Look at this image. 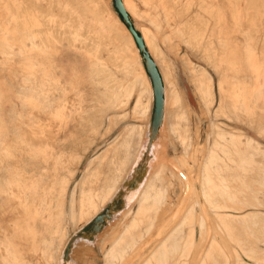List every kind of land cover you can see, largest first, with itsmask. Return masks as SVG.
<instances>
[{"label":"bare ground","instance_id":"6f19581e","mask_svg":"<svg viewBox=\"0 0 264 264\" xmlns=\"http://www.w3.org/2000/svg\"><path fill=\"white\" fill-rule=\"evenodd\" d=\"M58 1H59L58 4L62 5V8L64 6V8L66 7V8H68V10H71L73 12V14L75 13L76 16H78V17L82 16L81 13L79 12L81 9L80 10L78 9L79 11H77V9H76L77 6L75 7L72 4H69L66 0H65L66 2L64 3L65 5L62 4L63 2L60 3V0H58ZM4 2H2V3L4 4ZM86 2H88V1H86ZM122 2H123L125 9L128 11L130 10L133 13V7L132 6H131L132 8L130 7V4L128 3L129 1L127 2V1L123 0ZM155 2L156 1H154V5L156 4ZM157 2H159V0H157ZM89 3H90V0H89ZM73 4H75V3H73ZM81 4H83L82 1H81ZM102 5H104V4H102ZM106 5H107V2L104 6V9L102 8L103 11L104 12L106 11L109 14L112 13L113 11L111 12L110 8H108L109 5L108 6H106ZM246 6H248V5H246ZM84 7H85V5H84ZM7 8H8V5L6 6V10H10V7L8 9ZM158 8H159V5H158ZM244 8H246V7H244ZM248 8H250V7H248ZM25 9L26 8L23 6V4H20L19 10H20V18L22 17V20L20 21V25H19L20 26V32L19 33H21V35L18 39L20 41H23V44L25 43L24 45H26V46L21 47L19 45L18 47H16V49H17L16 53L18 54V55H16L17 57L15 60V63H17L16 72L18 73L19 77L22 76L21 79H19V81H18V83L20 85V87L18 88V91H17V96H18L19 102L22 104L23 108L25 109V113L29 114V117H31L30 111L34 112V113L45 111L44 108L42 109V111H39V110L33 109L31 107V106L36 105V103H35L36 95H34L32 93V90L35 89L42 95L43 105L52 108L54 103L58 104V109L55 108L54 113L56 115H58L60 113L59 110L63 108V110L65 109V111H64L65 117L69 118L70 112L73 109V104H75V103H72L70 98L67 95H65V92L68 89L71 90V88H72V87L68 88L69 86L72 85L71 82H68L67 84L65 83L64 86L62 84V77L64 76V68L62 67L63 56L69 51V49L72 50V47L75 48L78 46H86V45L91 44V46L95 50L99 51L100 46L99 45H98L99 47L96 46L97 45L96 42L86 43L87 41H84V39L88 37L87 36L88 33H86L87 34L86 36L84 34H82V32H81L82 30H80L81 27L79 28V26H77V27L76 26H70L68 28L62 29V27L59 26V24H56L57 25V26H55L56 29L53 30V32H55V33L54 34L52 33V35L51 34L49 35L47 31H42L41 29L39 31L34 30L33 26L36 25L35 17L32 16V13H29V17H28L29 20L25 19V16L23 14L25 11L28 10V8L26 10ZM85 9H87V8H85ZM93 9H89L88 11L93 12L92 11ZM134 9H135V11H137L136 8H134ZM1 10L2 9H0V11ZM161 10H162L161 12H163L164 16H167V15H165L166 12L163 9H161ZM97 12H98V10H97ZM106 12H105V15H106ZM137 12L136 13L134 12L135 15L140 14ZM98 13H100V12H98ZM14 14H15V12H14ZM89 14H88V16H89ZM103 14L101 13L100 17L98 14V17L100 19L98 18V22L95 21V22H97L96 24H98V25L100 24V28H99L100 30L99 31L96 30L97 34H99V36H101V37L105 36V34L106 35L109 34L108 37L111 36L113 42L110 43V45L113 44L114 49L118 48V50L120 52L124 53V58H122V59L123 60L126 59V64L124 65L123 68H120V69L127 70V72H129V74H131L132 76H130V78L115 76L113 69L108 67L109 64L108 65L106 64V62L104 61L105 59H103L100 52H99V56H96V58H98L99 61L89 60L90 64H88V65L90 66L89 67L90 73H93V71H95L97 73V76H98L95 81L96 82L97 81L98 82L104 81V82H107V84H108L104 89L100 90L101 92H99L100 97L98 98V100H99V102L101 101L104 105H106L107 109H105L103 111L101 119L98 122H94V124L91 125L92 128H94L93 129L94 135L98 133L99 128L103 124V120H105V122L108 123V124L106 123L107 125H109L111 123V121H114L113 120L114 116H117L121 121H124L126 116L129 115V114L127 115V113L130 111L127 112L126 110H127V106L129 105L130 101L134 97L133 96L134 92H136V96H135V100H134L135 102L133 104V108L131 110L133 118L134 117L137 119H141L142 117L147 118L149 111H150L151 100L153 99V88L151 87L152 83H151V85L149 84L150 82L148 81V79L145 75L146 72L144 73V71H143V68L141 65V59H140L139 54L137 53V45L134 41V38H133L131 32L128 30V28H126L127 26L125 24L124 25L126 27L122 24V22H123L122 20H121L122 22H120V20L116 17V15L113 16V13L111 16L112 18L110 17L111 19H109V17H108L111 14L107 15V17H108L107 19H106V16H105V19H103L104 17L101 19ZM92 16H94V14ZM139 16H142V15H139ZM95 17L96 16H94L93 18H95ZM73 18H75V16H73ZM86 18L84 20H86ZM93 18L90 16L88 18V20L89 21L93 20ZM144 18H146V17H144ZM84 20L82 19L81 21H84ZM150 20H151V18H150ZM152 20H151V22L153 23ZM155 20L156 19H154V22H155ZM70 21H72V20H70ZM149 22L150 21H148V23ZM79 23H81V22H79ZM90 23H91V21H90ZM156 24L158 25V21ZM72 25H74V24H72ZM91 25H92V23H91ZM134 27H135V25H134ZM157 27H159V26H157ZM135 29L139 33L141 32L136 27H135ZM91 30L95 31V29H91ZM36 31L39 34H36ZM94 34H96V33H94ZM142 34H141V36H143L142 38H144L143 41H144L146 49L147 48L149 49V50L148 49L147 50H148V52L151 53V54L150 53L149 54H150V56L152 55L151 57H153L152 59H154V62H156L155 64H158L160 66L159 67L160 69H158V70L159 71L161 70V72H159V73H161L162 77H163V78L161 77V79L163 80L162 83L166 82V85L168 87L170 85L169 88L167 87L168 88L167 90L169 91L171 88L175 93L174 94L175 105L170 106V104L172 103L170 101L173 99V94L170 95L171 93L169 94L168 91L166 93V90L164 91V85H163V94H164V92L166 94H169L168 96H171L170 97L171 100H169V102H168L169 104H166V100L164 99L163 119H162L161 125L163 124V122L165 123V121H164L165 115L168 114L169 120L168 121L166 120L168 122V124H167L168 129H169L168 132H170V134L173 136V137H171L173 139V142L175 143L176 142L175 140H177L178 143L180 144V146L179 145L178 146L182 148L181 149L182 151L180 152V156L178 155L177 159L180 158L183 160L184 165H185V168H184L185 172L183 170H178V171L172 170L171 167H169V164H167L166 162H161V161H166L164 159L167 156H165V158L162 157V160L160 157L158 158L161 160L160 161L161 163H159L158 161L156 162V160H158L157 159V157H158L157 153H159V151L158 152L154 151V149L157 148V147L154 148V146H153V142H154L155 138L150 142V144H148L147 152H148V155H150V156H148V158H147V161L145 164V170L142 174V175H144L145 173H148V176L144 179L145 181L142 183V185H140L139 194H137L138 197L135 201L136 207H135L134 212H133L134 216H132L131 221H129V219H128V222L125 223L123 229L122 230L120 229L118 236L116 238L114 237V240L111 242L110 245L108 244L110 247H108L109 249L107 248V250L104 251V258L106 260H104L103 264H119L120 262L123 261V259L126 258V256H130L131 252L135 250V248L138 246L139 243H141L140 241L142 239H144L149 232H151V228L153 227L154 223L156 222L154 220L158 216L162 217V219L164 220L163 222H161V225H163V226H166L167 224L169 225V223H167V221H166L168 219L167 213L171 210V207L173 206V202L171 205V204H167L166 201H167L168 196H169V190L171 187H173L171 185L173 182V181L171 182L172 178H174L175 181L182 183L181 184L182 188L180 187V189L182 190V195H185V199L188 196H190L192 193H194V186H192V183H191L192 177L189 176L191 174L190 173L191 172V165L189 163L190 162L189 160L193 159V151H192L193 149L192 150L190 149V145L188 143H186L188 139L187 140L185 139L187 131L190 128L187 130L186 125L181 126V124H180L181 122H186V124H187L188 120H187L186 112L181 108V102H180L181 98L179 99L177 91L173 89V87L175 85H174V82L172 79V76H173L172 73L173 72L171 73V65L172 64L170 65L171 61H169V59L163 55L164 52L162 53L160 51V49L157 47V45L155 44L156 39H155L154 35L152 33H149L148 31H146V32L143 31ZM17 35H18V33H17ZM90 36H91V34H90ZM82 38H84V39H82ZM82 40H83V42H82ZM103 40H105V38ZM114 40H115V42H114ZM56 41L62 42L61 46L58 45L60 47V49H59L60 51L58 52V54L57 55L51 54L52 56L46 55L48 53L47 50L49 48V45L52 44L51 42L55 43ZM108 42H110V41H108ZM110 45H108V46H110ZM246 47H249V45H247ZM50 48H52V47L50 46ZM106 48H107V51L109 50V52H117L114 49L111 50L108 47H106ZM250 48H252V47H250ZM53 49H57V48H53ZM83 49H84V47H83ZM247 50H248V48H247ZM6 51H7V49H6ZM7 52H9V51H7ZM11 52L14 54V52L12 50H11ZM24 52H30L31 55H28L27 57H25V56L20 57V54H22ZM52 52L53 51H51V53ZM109 52H107V53H109ZM63 53H65V54H63ZM248 53H250V52H248ZM119 54L121 55V53H119ZM120 55H118L119 58H120ZM122 55H121V57H123ZM247 59H248L247 63L249 65L255 64L251 61V53L248 55ZM124 63H125V60H124ZM189 64L190 63L184 62V65L188 68V71L190 72V74L194 80V83L196 86L195 89L197 90V93L200 96V100H201V102H203L205 104L207 110L205 108L204 109L211 115L210 116L211 119H213L212 117L216 118L218 116H221L222 115L221 109H222V107H225V109L227 111L226 114H228L227 116H229L232 120H235V121L242 120L248 128L252 129L255 127L257 129V131H259L260 134L261 133L264 134V125L262 123L261 116L259 115L258 110H257V108L262 106V102L264 103V80L263 79H261L259 76L255 77L257 79L256 85L254 86V88H252V89L250 88L251 90L249 88L247 90L248 92L250 90V95H248L247 91L242 89L246 93L245 96L248 95L246 98H248L247 100H249V102H245L241 99V97H242L241 95H243L244 93L241 94L240 92L239 93L241 95L240 94L239 95L241 97H238L237 95H235L238 98V101L235 100L234 103H231V102H224L223 103L221 101V96H220L219 101H217V105L214 107V110L211 111L210 109L215 102L214 101L215 97L213 96L214 92L212 93L211 75L207 71H205L204 68L203 69H201V68L193 69V67H191V65H193V63L190 65ZM94 66H95V69H94ZM189 66H190V68H189ZM26 68L28 69L27 73L25 72ZM253 69L252 70L255 71L256 74H258V75L260 74L259 68L253 67ZM21 70H23L22 73H26L29 75H24V74L20 75ZM121 71H124V70H121ZM24 76H27V77L24 78ZM74 78H75V75H73V79ZM249 78H250V76H249ZM231 79H233V78H231ZM25 80L31 82L32 86L31 87H30V85L26 86L24 83ZM218 80H219L217 83L218 87H223V85L226 82L225 83L222 82L221 79H218ZM231 82H233V80ZM234 84L235 83H233V85ZM238 84L239 83L235 84L237 90H238ZM247 85H249V84H247ZM247 87H249V86H246V88ZM236 88H235V90H236ZM230 91L232 93V90H230ZM0 97L2 98L1 95H0ZM101 97L103 100H100ZM168 98L169 97H167V99ZM174 102L172 104H174ZM76 104H79V103H76ZM166 105H168V107H166ZM78 106L80 107V105H78ZM96 106H98V105H96ZM182 106H183V104H182ZM173 107H174V109H172ZM167 108H171V110H169ZM99 109H97V110H99ZM122 109H124V110H122ZM12 110H13L12 111L13 116H17L18 119H20V121H22L23 118H20L21 114L19 112H17L16 109H12ZM73 110H75V109H73ZM80 110H81V108H80ZM49 111H48V114H49ZM51 111L53 112V110H51ZM165 111H166V113H165ZM207 112H205V113H207ZM92 113H93V111H92ZM96 113H98V112H96ZM46 114L47 113H45L44 116ZM61 115H63V114H61ZM89 115H90V112H89ZM207 116H208V114H207ZM34 117L36 118V115ZM38 117H39L38 119H41V121L45 120V119L43 120L42 117H40V116H38ZM71 118H73V116ZM35 121H34V124H37ZM150 123H151V120H150ZM150 123H148L149 127L147 125V127H148L147 131H146L147 137H149V135H150ZM219 123H221V122L211 121V125H212L211 127H213L212 132L214 135L210 134L211 135L210 137H213L214 140L212 139L213 143L211 144L210 147L208 146V149H206L207 151L205 150L206 151L205 161H203L201 169H200V177H199L200 186H199V190H198L199 196L195 197L192 205H191V203L189 204L190 206H188L186 208V212L182 215V217L179 219V221L174 220V222H176V221L177 222L173 226L172 225H171V227H167L168 225L166 226V231L164 230L165 234H163V236H161V239L155 244L154 248L152 247V251L148 255H146L145 258H143V256H142L143 259L141 260V262L138 261V262H140L138 264H264V210H262L264 208V200L262 197L264 195V165H263L262 160H261V158L264 159V157H263L264 156V145L258 143L255 139H253L248 134L246 135L244 132H242L243 130L241 131V129H239L237 127H230L228 125L225 126V125H222V123L221 124H219ZM141 124L142 123H140V124L127 123L108 142V144L110 145L109 148H112V154L116 155V154H118V152H120V154H119L120 157H118L120 159V165H118V167H117V170L120 172H117V173H121V171H126L127 168H125V167L128 164L127 162L132 161V163L130 162L131 167H128V168L130 169V173L132 172V175H133V171L138 166V163H139L138 161L141 160L140 158L142 156V151L145 148L144 143L142 142V133L144 130L142 125L144 123L142 125ZM42 125L43 124L41 123L40 126H42ZM161 125H160V127H161ZM43 126L44 127L46 126L45 123ZM0 127H1V125H0ZM21 127H23V126H21ZM21 127H19V130H17L16 132L13 133L15 138H16L15 140H10L11 134H9L8 132H3L0 129V204L5 205V207L7 206L6 208H8L9 202H14V203L16 202V203L20 204L19 209H20V207L22 208V209H20V211L23 214V216L22 215L20 216L18 214L20 217H23V218H19V219H23V220L22 221L15 220L17 222H15L13 224L12 230H10V229L5 230L6 228L0 227V264H36L32 258V256L35 253L32 254V256H30L29 255L30 251H29V253L27 252V250H28L27 246L30 244V242H32V244H33V245L31 244L30 247L34 251H36L41 246L43 248L42 250L44 251V253H47V252H45L47 250L48 253L50 252V254H51V253H53L52 252L53 249L55 252L61 251L63 253V254H61L62 255V261L65 264L68 261V256H69V253L71 250L70 248H71L72 244L69 247L67 254L65 256L67 245H70V243H72L74 241V239L82 237V235H79V234L73 235L72 234L73 236L69 237L65 243H64V240H65L64 239L65 235H64L63 236L64 237L63 242H62V238H61L59 245H57V244L53 245L54 244L53 239L48 240L45 236V234H47V233H45L46 229L45 228H44L45 230L44 229H37L35 224H33L35 222L33 218L36 216V213H41L42 210L40 209V211H39L38 209H33L32 213H30L31 214V217H30L28 211H31V210H28V205H30L33 201H35L36 198L40 197L41 198V207L42 208L49 207L48 203H49L50 198H48L47 193H48V190H50L49 189L50 187L51 188L57 187L58 191L60 192V196H64L66 188L71 181L70 179H72L74 177L75 172H76L74 169L69 168V164L75 160V157L78 158L79 154L78 153L75 154V151L72 149L68 150L66 148H60V146L58 144H54L53 142H49L46 140H44V141L40 140L42 138L41 136H40L41 137L40 139L36 138V137H39V136H37L38 134H41V131L37 130L38 127H36V128L33 127L31 129L32 134H33L32 136L29 133L31 130L27 131L26 129H22V131H21ZM112 127H113V125H112ZM112 127L110 126L109 128L113 130ZM144 127L146 128V125ZM106 128H105V131L107 133ZM163 129H166V128H163ZM45 132H47V131H45ZM161 132L164 133L165 131L161 130ZM22 133L27 134V137H26L27 140L25 139L26 144H28L31 147V149H34L33 150L34 152L27 150L28 146L21 141ZM49 133H48V135H49ZM25 134H24V137L26 136ZM44 135H45V133H44ZM164 136H165V134H164ZM45 137L47 138V135ZM49 137L50 136H48V138ZM159 138H161V137H159ZM158 139H156V140H158ZM93 140H94V138L92 139V142H93ZM143 140H145V139H143ZM167 140H168V138H167ZM176 147H177V144H176ZM109 148H107V151ZM102 151L104 153L105 150L102 149ZM96 153L97 152H95L94 157L89 160V164L95 158L100 157L101 154H96ZM40 154H43L44 157H50V159L52 160L51 162L54 163V168L53 167L50 168L51 170L53 168L55 171L53 179H50V176L48 175V173L46 175V173H45V171H47L46 168L43 167V165L42 166L39 165ZM159 154H161V153H159ZM259 156L260 157L262 156V157L260 158ZM174 159H176V158H174ZM258 159H260V160H258ZM46 161H47V159H46ZM96 161L97 160H95V162ZM99 163L101 164L100 160H99ZM118 163H119V161H118ZM41 164H43V163H41ZM96 165H98V163ZM46 167H47V164H46ZM124 168H125V170H124ZM114 170H115V168H114ZM122 175L118 174V175L112 176L111 178H107L108 179L107 185L103 189H101L99 192H96V193L95 192L94 193L88 192L87 195H84L82 197V202L80 203V207L78 210L74 208V197H75V192H76L77 187L81 191V184H80L81 179L80 180L75 179L73 181L74 185L72 187V191L70 190L71 193H70L69 207H68V211H67V215H68L69 220L72 222H75L79 218L83 219L81 217H84L85 222L90 223L92 221V219L97 214H99L106 206H108V203L111 201L114 194H116V192L118 191V188H120V184L123 183L122 188H124L129 183L128 181L130 180V178L132 176L129 178H125L121 181ZM123 177H124V175H123ZM142 180H143V178L140 179V181L137 183V185L135 186L134 189H136L138 187L139 183ZM95 184H97V183H95ZM93 186H94V183H93ZM178 186H179V184L177 185V187ZM40 188H42L41 191H43L41 193V195H39L40 193L38 192V190H40ZM93 188H95V186ZM127 189L128 188H126L125 191L128 193L131 192L132 190H134V189H128L127 190ZM82 191H83V189H82ZM61 193H62V195H61ZM173 194H172V196H173ZM77 200L78 199H76V201ZM12 205H13V203H12ZM201 205H203V210H201V213L199 215L200 216L199 221H198L199 226H200V230H199L200 233H198V235H200V236H199V238L197 237V244H196V242H195L196 239H194V237L190 236V234L194 233L192 230L193 229L192 228V226H193L192 216H193V213L196 210V208H200ZM15 206H17V205H15ZM78 206H79V204H78ZM3 208L4 207L2 206L1 209H3ZM14 209L16 210L17 207ZM29 209H31V208H29ZM1 211L2 210H0V212ZM10 211H11V209H10ZM115 211L116 210H110V217ZM7 212H8V210H7ZM7 212H4V213H7ZM18 212L19 211H17V213ZM56 212H57V210H56ZM56 212L54 213V216L51 215L50 212H48V214L43 213V217L48 221L51 218H52V220H53V218H57V217L61 218L62 212L60 210L57 212L58 214H56ZM12 214H14V213H12ZM142 214L145 215L144 218H143ZM137 215L142 216L141 218L145 219V221L147 218V221L146 222L144 221V223H141L140 222L141 220L138 221L137 218H140V217H137ZM170 216H171V214H170ZM124 217L125 216H123V218ZM15 219H17V218H15ZM210 219H212L214 222H211ZM58 220H60V219H58ZM107 220H109V218H105V221H107ZM10 221H11V219H10ZM159 221H161V219ZM24 222H26L27 225ZM123 222H125V221H123ZM157 223L158 222H156V224ZM170 223H171V221H170ZM211 223H212V226L214 224L213 228L210 227ZM61 224L62 223H60V225ZM156 224H155V226H156ZM57 225H59V224H57ZM163 226H161V227H163ZM207 226L209 227V232L205 231ZM57 228H59V227H57ZM61 228L62 227H60V229ZM157 228H158V230H156L155 232L158 233L161 231V229L159 228V226ZM60 229L57 230V233L61 237V232H59V231H61ZM26 231H28L31 234L30 239L29 238L26 239V233H27ZM207 233H208V238L206 240V237L204 236V234H207ZM112 235H113V233H112ZM114 235H115V233H114ZM39 236H40V238H39ZM150 238L152 239L151 241H153L154 237L152 236ZM111 239H113V238H111ZM204 241H207V244L205 245L204 248H202V251H200V254L199 255L197 254L198 256L195 255V256L191 257L190 256V250L193 249L194 247L202 245V242H204ZM138 247H140V246H138ZM50 249H52V250L50 251ZM58 249H60V250H58ZM147 249L149 250V248H147ZM198 252L199 251H197L196 253H198ZM53 254H51L50 256H52ZM58 255H59V253H58ZM135 256H136V254H135ZM59 257L57 256V258H59ZM129 264H131V262Z\"/></svg>","mask_w":264,"mask_h":264},{"label":"rangeland","instance_id":"374dc122","mask_svg":"<svg viewBox=\"0 0 264 264\" xmlns=\"http://www.w3.org/2000/svg\"><path fill=\"white\" fill-rule=\"evenodd\" d=\"M4 1L0 0V3H1L0 9L3 10V11L2 10L0 11V95L3 96L2 98L0 97V125H1L0 129L3 132H8L9 134H11L10 140H15L16 138H15L13 133L16 132L17 130H19V127L23 126V127H21V131H22V129H26L27 131H30L33 127L34 128L38 127L37 130L41 131V134H38L37 136H39V137H36V138L40 139L42 137L43 139L41 138L40 140H43V141L46 140L49 142H53L54 144H58L60 146V148H66L68 150L72 149L75 151V154L76 153L79 154V157L78 158L75 157V160L69 164V168L74 169L76 172H75L74 177L72 179H70L71 181L66 188L64 196H60V192L58 191L57 187H55V188L50 187L49 188L50 190L47 189L48 190L47 196H48V198H50L49 203H48L50 208L49 207L42 208L41 207V198L39 197L40 199L36 198L35 201H33L30 205H28V210H31V211H28L29 215L31 217L30 213H32L33 209H38L39 211H40V209L42 210L41 213H36V216L33 218L35 221L33 224H35L37 229H44V228L46 229L45 233H47V234H45V236L48 240L53 239V242H54L53 245H56V244L59 245L61 238H62V242L65 239L64 240V243H65L68 240V238L72 237L73 235H76V234L82 235V237L76 238V239H74V241L72 243H70V246H71V244H72V246L70 248L71 250H70V253L68 256V261L65 264H103L104 260H106L104 258V251L107 250L108 247H110L109 245L114 240V237L116 238L118 236L120 229L121 230L123 229L125 223L128 222V219H129V221L132 220V216H134L133 212H134V209L136 207L135 201L138 197L137 194H139L140 185H142V183L145 181L144 179L148 176V173H145L144 175L141 176V178H143V180L139 183V185L136 189L133 188L134 190H132L129 193L125 191L126 188H128L127 186L130 185L133 177H135L138 173H140L143 170L142 168L145 167L147 158H148V156H150V155H148V152H147V147L149 144V137H147L146 131H147V128L149 127L148 123H150V120H151V113L153 110V99L151 100L150 111H149L147 118L146 117H142L141 119H137L135 117L133 118L131 110H132L133 104L135 102L134 100H135L136 92H134V94H133L134 97L132 98L129 105L127 106L126 111L131 112V113L130 112L127 113V115L129 114L128 116H126L127 119L125 118L124 121H121L117 116H114L113 117L114 121H111V123L109 124L111 127L113 125V127H112L113 130L110 129L109 128L110 126L107 125L108 123L105 122V120H103V124L99 128L98 133L94 135V133H93L94 128H92L91 125L94 124V122H98L101 119L103 111L105 109H107V106L104 105L101 101L99 102V100H98V98L100 97L99 92H101L100 90L104 89L108 84H107V82H104V81H102V82H100V81L96 82L95 81L98 76H97V73L95 71H93V73H90V71H89L90 66L88 65V64H90L89 60L99 61L98 58H96V56H99V52H100L103 59H105L104 61L106 62V64L107 65L109 64L108 67L113 69L115 76L124 77V78H130V76H132L131 74H129V72H127V70L120 69V68H123L124 65L126 64V59H124L125 60V63H124V60L122 59V58H124V53L120 52L118 50V48L114 49L113 44L110 45V43L113 42L111 36L108 37L109 34H107V35L105 34V36L101 37V36H99V34H97V31L100 30L99 29L100 24L98 25L96 23L98 22V18L100 17L101 13L102 14L104 13L102 15L101 19L103 17H104L103 19H105V16H106V19L108 17H109V19H111L112 18L111 16L113 13V16L116 15V17L120 20V22H122L121 21L122 19H121L119 13L117 12V10L115 9V7L113 5V0H99V1L98 0H92V1L90 0L91 4L89 3V0H66L69 4H72L75 7L77 6L76 7L77 11H79L81 9L79 12L81 13L82 18L76 16L75 13L73 14V12L71 10H68V8H66V7L64 8V6L62 8V5L58 4V2H59L58 0H6L5 2ZM66 1L60 0V3L63 2L62 4H64ZM81 1L83 2V4H81ZM86 1H88V2H86ZM125 1H127V2L129 1L128 3L130 4V7L131 6L133 7V13L130 10L129 11L126 10V11L129 13V15H130L129 17H131L130 19L133 22V24L135 25V27L139 31H141L140 32L141 34L143 33V31H145V32L148 31L149 33H152L156 39L155 44L157 45V47L160 49V51L162 53L164 52L163 55L166 56L169 59V61H171L170 62V65L172 64L171 65V73L173 72L172 73V75H173L172 79H173V82L175 85L173 87V89L177 91L179 99L181 98V101H180L181 102V108L186 112L187 120H188L187 124H186V122H181L180 124H181V126L186 125L187 130L190 128L187 131L185 139L186 140L188 139L186 143H188L190 145L191 150L193 149L192 150L193 151V159L189 160L190 161L189 163L191 165V172H190L191 174L189 173L190 174L189 176L192 177L191 183H192V186H194V193H192L190 196L187 195L188 197L185 199V195H182V190L180 189L182 183L177 182L174 180V178H172L171 182L172 181L173 182L171 185L173 187H171L169 190V196H168L166 203L172 205V202H173V206L171 207V210L167 213L168 217L166 216L168 218L166 221H167V223H169V225L167 224L168 225L167 226L165 224L167 227H171V225L173 226L177 221H179V219L182 217V215L186 212V208L188 206H190L189 204L191 203V205H192L195 197L199 196L198 190H199V186H200V184H199L200 169H201L203 161H205V154L207 151L206 149H208V146L209 147L211 146V144L213 143V140H214L213 137H210L213 134V132H212L213 127H211L212 126L211 121L221 122L222 125H225V126L228 125L230 127H237L239 129H241V131L243 130L242 132H244L246 135L248 134L253 139H255L258 143L264 145V134L263 133L260 134L259 131H257V129L255 127L252 129L248 128L242 120H240V121L232 120L229 116H227L228 114H226L227 111H226L225 107H222V109H221L222 110L221 116L216 117L217 119L214 117H212L213 119H211V117H210L211 115L206 111L207 110L206 106L203 102H201L200 96L197 93V90L195 89L196 86H195L194 80H193L190 72L188 71V68L184 65V62H187L190 64L193 63V65H191V67H193V69H199V68L203 69L204 68V70L207 71L211 75L212 93L214 92L213 96L215 97L214 98L215 102L210 109L211 111L214 110V107L217 105V101H219L220 96H221V101L223 103L224 102L234 103L235 100L238 101V98L235 95H237L238 97L242 96L241 99L243 101L249 102V100H247L248 98H246V97L248 95H250V90L252 88H254V86L256 85L257 79L255 77L259 76L261 79L264 80V0H159V2H157V0H154V1H156L155 5H154L153 0H150V1L149 0H125ZM2 2H4V4ZM106 2H107L106 6L109 5L108 8H110L111 12L113 11L112 13H110L111 15L109 13H107L106 11H105L106 12V15H105V12L103 11ZM73 3H75V4H73ZM101 3L104 5H102ZM20 4H23V6L26 9L28 8V10L25 11L23 14L25 16V19L29 20L28 19L29 13H32V16L35 17L36 25L33 26L34 30L39 31L41 29L42 31H47L49 35L50 34L52 35V33L53 34L55 33V32H53V30L56 29V27H55V26H57L56 24H59V26H61L62 29L68 28L70 26H76V27L79 26V28L81 27L80 30H82L81 31L82 34H84L86 36L87 35L86 33H88L87 38H85V39L82 38V39H84V41H87L86 43L96 42L97 45L96 44L95 45L100 46V47L98 46L99 51L95 50L91 46V44H89L86 46H78L75 48L72 47V50L69 49V51L66 54L63 53L65 55L63 56V61H62V67L64 68V76L62 77V84L64 86L65 83L67 84L68 82H71L72 85L69 86L68 88H70V87H72V88H71V90L68 89L65 92V95H67L70 98L72 103H75V104H73V109H75V110L72 109V111L70 112L69 118L65 117V115H64L65 109L63 110V108L59 110L60 113L58 115H56L54 113V109L55 108L58 109V104L54 103L55 105L53 104L52 108L43 105L42 95L35 89L32 90V93L34 95H36V99H35L36 105L31 106V107L33 109H36L39 111H42V109L44 108L45 111H42L43 113L42 112L34 113V112L30 111L31 117H29V114L25 113V109L23 108L22 104L19 102V99L17 96V89H18V87H20L18 81H19V79H21L22 76L19 77L18 73L15 70V69H17V63H15V60L17 57L16 55H18L16 53L17 52L16 47H18L19 45L21 47L26 46V45H24L25 43L23 44V41H20L18 39L21 35V33H19L20 32V26L19 25H20V21L22 20V17L20 18V10H19ZM7 5H8V8L10 7V10H6ZM84 5H85V7H84ZM158 5H159V8H158ZM246 5H248V6H246ZM244 7H246V8H244ZM248 7H250V8H248ZM85 8H87V9H85ZM134 8H136V10L138 12L135 11ZM89 9H93L92 11L94 13L89 12L88 11ZM161 9H163L166 12L165 15H167V16H164L163 12H161L162 11ZM97 10L100 13H98ZM14 12H15V14H14ZM134 12L140 13L139 15H142V16H139L137 14L135 15ZM88 14H89V16H88ZM93 14H94V16H96L95 18L97 20L95 18H93L94 17V16H92ZM98 14H99V17H98ZM107 15H110V16L107 17ZM73 16H75V18H73ZM90 16L94 20V21L90 20L92 25H91L90 21L88 20V18ZM144 17H146V18H144ZM85 18H86V20H84ZM150 18H151V20L153 19L152 20L153 23L151 22ZM82 19L84 21H81ZM154 19H156V20L158 19L157 20L158 25L156 24L157 23L156 20H155L156 23L154 22ZM70 20H72V21H70ZM95 21H97V22H95ZM148 21H150L151 23L150 22L148 23ZM79 22H81V23H79ZM72 24H74V25H72ZM122 24L124 25L123 22H122ZM157 26H159V27H157ZM90 28L95 29V31L91 30ZM37 31H36V34H39V33H37ZM17 33H18V35H17ZM94 33H96L97 35ZM90 34H91V36H90ZM104 38H105V40H103ZM143 40H144V38H143ZM108 41H110V42H108ZM60 42L61 41H56L55 43L51 42L52 44L49 45V48L47 50L48 53L46 52L47 53L46 55H51V54L57 55L58 52L60 51L59 50L60 47L58 45H60V46L62 45V42L61 43ZM82 42H83V40H82ZM114 42H115V40H114ZM108 45H110V46H108ZM247 45H249V47H246ZM50 46L52 48H50ZM83 47H84V49H83ZM106 47L110 48L111 50L114 49L117 52H109V50L107 51ZM250 47H252V48H250ZM53 48H57V49H53ZM247 48H248V50L249 49L250 50L248 51ZM6 49L9 52H7ZM11 50L14 52V54L11 52ZM51 51H53V52L51 53ZM107 52H109V53H107ZM248 52L251 53V61L255 64L257 63L258 65L257 64L256 65L255 64L249 65L247 63L248 62L247 58H248V55L250 54ZM119 53H121V55L123 54L122 55L123 57H121V55ZM137 53L140 56L141 65H142L143 71L145 73L146 70H145V67L143 64V59L141 58L138 47H137ZM28 55H31L30 52H24V53L20 54V57H23V56L27 57ZM118 55H120V58ZM156 65H157L158 69H160L159 68L160 66L158 64H156ZM253 67L259 68V70H260L259 75L256 74L255 71H253L254 70ZM189 68H190V66H189ZM94 69H95V66H94ZM121 70H124V71H121ZM22 72H23V70H21L20 75H22V74L29 75V74H26L28 72L27 68L25 71L26 73H22ZM159 72H161V70ZM73 75H75L74 79H73ZM145 75H146L148 81L150 82L149 84L151 85V81H150V78H149L147 72L145 73ZM249 76L251 79L252 78L253 79L251 80L249 78ZM25 77H27V76H24V78ZM161 77H162V74H161ZM231 78H233V79H231ZM218 79H221V81L224 83L226 82L223 85V87H218V84H217L219 81ZM232 80H233V82H231ZM24 83L26 86L27 85H30V87L32 86L31 82H29L27 80H25ZM233 83H235V84L239 83L238 84V90H237L235 84L233 85ZM247 84H249V85H247ZM163 85H164V91L166 90V93H167V91H168L167 89L170 87V85L168 84L169 85V87H168L166 85V82L165 83L163 82ZM246 86H249V87L246 88ZM151 87H152V85H151ZM235 88H236V90H235ZM248 88L249 89L251 88L249 90V92L247 91ZM242 89L247 91L248 95L245 96L246 93ZM230 90H232L233 94L231 93ZM239 92L241 94H243V93L244 94L241 95ZM166 93L164 92V94H165L164 97L166 96L164 98L166 100V104H169L168 102H169V100H171V98H170L171 96H168L170 93H171L170 95L173 94V99L170 101L173 103L174 98H175L174 97V94H175L174 91L170 88V90L168 91L169 94H166ZM167 97H169L170 99L169 98L167 99ZM100 100H103L102 97ZM76 103H79V104H76ZM172 103L170 104V106L175 105V102H174V104H172ZM182 104H183V106H182ZM78 105H80V107ZM96 105H98L99 107ZM166 107H168V105H166ZM174 107L172 109H174ZM80 108H81V110H80ZM96 108L97 109L100 108L101 110L100 109L97 110ZM12 109H16L17 112H19L21 114L20 118H23L22 121H20V119H18L17 116H13V114H12L13 110ZM167 109L171 110V108H167ZM49 110L50 111L53 110V112L52 111L50 112ZM122 110H124V109H122ZM257 110H258L259 115L261 116L262 123L264 125V103L263 102H262V106L257 108ZM48 111H49V114H48ZM92 111L94 114L92 113ZM89 112H90V115H89ZM96 112H98V113H96ZM205 112H207V113H205ZM45 113H47V114L44 116ZM165 113H166V111H165ZM61 114H63V115H61ZM207 114L209 117L207 116ZM35 115H36V118L34 117ZM71 115L73 116V118H71L72 117ZM38 116L42 117V119L43 120L45 119V120L41 121V119H38L39 118ZM168 118H169V115L168 114L165 115V119H164L165 123L163 122L161 127H159V130H158V132L155 136V140H154V142L155 141L156 142L155 143L153 142L154 148L157 147L156 149L153 148L154 151L155 152L159 151V153L162 154L161 155V154L157 153L158 154L157 159L160 157L162 160V157L165 158V156H167L164 159L166 161H161L160 159H158V160H156V162L157 161L159 163L166 162L167 164H169V167H171L172 170H175V171L183 170L185 172V169H184L185 165H184L183 160L180 158L177 159V156L178 155L180 156V152L182 151L181 150L182 148L179 147L180 144L178 143L177 140H175L176 141L175 143L173 142V139L171 138L173 136L170 134V132H168V130H169L168 125H167L168 124L167 121L169 120ZM33 120L34 121L36 120L35 122L37 124H34ZM40 122L43 125L45 123L46 126L45 127L43 125L40 126L41 125ZM127 123H135V124H140V123L143 124L144 123L146 125V128H145L144 127L145 125L141 124L143 126V129H144L143 133H142V142L144 143V147H145L144 149L145 150L143 149V151H142V156L140 158L141 160L138 161L139 162L138 166L133 171V175H132V172L130 173V169L128 168V167H131L132 161L127 162L129 165L127 164L128 166L126 165L125 168H127L128 170L126 169V171H121V173H117V172H120L117 170L118 165H120V159L118 158V157H120L119 156L120 152H118V154H116V155L112 154V148H109L110 145L108 144V142ZM221 123H219V124H221ZM147 125H148V127H147ZM105 128L107 130V133L105 131ZM163 128H166L167 130L163 129ZM43 129L47 132L49 131L50 132V133L48 132L49 135ZM161 130L165 131V132L162 133ZM29 133L31 136L33 135L32 130ZM44 133H45V135H44ZM24 134L25 133H22L21 141L24 144H26L27 134H25L26 135L25 137H24ZM164 134H165V136H164ZM46 135H47V138L45 137ZM48 136H50L49 137L50 139L48 138ZM159 137H161V138H159ZM93 138H94V140L92 142ZM167 138H168V140H167ZM143 139H145V140H143ZM156 139H158V140H156ZM176 144H177V147H176ZM26 145L28 146L27 150L34 152L33 151L34 149H31V147L28 144H26ZM107 148H109L108 151H107ZM102 149L105 150L104 153H103ZM95 152H97L96 154H101L100 155L101 158L100 157L95 158L89 164V160L94 157ZM174 158H176V159H174ZM46 159H47V161H46ZM95 160H97V161L95 162ZM99 160L101 161V164L99 163ZM117 160L119 161V163ZM258 160H260V159H258ZM261 160H262V163L264 165V159L261 158ZM51 161L52 160L50 159V157H44L43 154H40L39 165H41V166L43 165V167H45L47 170V171H45L46 175L48 173V175L50 176V179H53L55 171L53 169L54 163ZM41 163H43V164H41ZM95 163L96 164L98 163V165H96ZM46 164H47V167H46ZM51 167H53L52 170L50 169ZM114 168H115V170H114ZM125 168H124V170H125ZM118 174L124 175V177H123V175L121 176L122 177L121 181L125 178H129L131 176L132 177L128 181L129 183L126 185V187L122 188L123 183L120 184V188H118V191L116 192V194H114L113 198L108 203V206H109V205H112L113 203L116 202L118 209L111 215V217H109V220L104 222V224L101 226V228L98 232H96L94 234H88L87 233L88 232L87 227H88L89 223L85 222L84 217H81L83 219L79 218L75 222H72L69 220L68 215H67V211H68V207H69L70 193L72 191V187L74 185L73 181L75 179L76 180L81 179V183H80L81 184V191L77 187L76 192H75V197H74V208L78 210L80 207V203L82 202V197L84 195H87L88 192H93V193L99 192L101 189H103L107 185V183H108L107 178H111L112 176H115ZM93 183H94L95 188H93L94 187ZM95 183H97V184H95ZM178 184H179V186L177 187ZM82 189H83V191H82ZM41 190H42V188H40V190H38V192L40 193L39 195H41V193L43 192ZM172 194H173V196H172ZM61 195H62V193H61ZM262 197L264 200V195ZM76 199H78V200L76 201ZM12 203H13V205H12ZM78 204H79V206H78ZM15 205H17V206H15ZM2 206L4 207L3 209H1ZM8 206L9 207L11 206V207L6 208L7 206L5 207V205L0 206L1 207L0 210H2L1 211L2 213L0 212V214H1L0 215V219H1L0 220V227L6 228L5 230H8V229L12 230L13 224L15 222L23 220V219H19V218H23V217H20L21 215L23 216V214L20 211V209H22V208L20 207V209H19L20 204H18L16 202L15 203L9 202ZM16 207H17L16 210L19 211L18 213L14 209ZM29 208H31V209H29ZM10 209H11V211H10ZM7 210H8V212H7ZM56 210H57V212L59 210L62 212L61 218L60 217L53 218L54 221L51 218L48 221L43 217V213L48 214V212H50L51 215L54 216V213L56 212ZM201 210H203V205H201L200 208H196V210L194 211L193 216H192V220H193V222H192L193 223V226H192L193 229L192 230L194 233L190 234V236H192V237H194V239H196V241H195L196 244H197V237L199 238V236H200V235H198V233H200L199 232L200 226H199L198 221H199V217H200L199 215L201 213ZM262 210H264V208ZM4 212H7V213H4ZM11 212L14 214H12ZM57 212H56V214H58ZM170 214H171V216H170ZM123 216H125V217L123 218ZM142 216L144 218L145 215L142 214ZM142 216L137 215V217H140V218ZM15 218H17V219H15ZM140 218H137L138 221L141 220L140 222L144 223L145 219H142V218L140 219ZM10 219H11V221H10ZM58 219H60V220H58ZM160 219H161V221H159ZM15 220H17V221H15ZM174 220H177V221L174 222ZM210 220H211V222H214L212 219H210ZM123 221H125V222H123ZM146 221H147V218H146ZM154 221H156L158 223L160 222V223L156 224V222H155L153 227L151 228V232L152 231L153 232L152 233L149 232L145 238L143 237L144 239H142L140 241L141 243L138 244V246H140V247L137 246L135 248V250L131 252L132 255L130 254V256H126V258L123 259L124 262L122 261L119 264H127L128 262L129 263L131 262V264H138L141 262V260L143 258L146 257V255H148L152 251V247L154 248L155 244L161 239V236H163V234H165L164 232L166 231V226L161 225V222L164 221L162 219V217L158 216L157 218H155ZM170 221H171V223H170ZM24 223L27 225L26 222H24ZM60 223H62V224L60 225ZM57 224H59V225H57ZM155 224H156V226H155ZM157 225L161 229V231L158 233L155 232L156 230H158ZM56 226L59 228H57ZM161 226H163V227H161ZM213 226H214V224H213ZM213 226L211 223L210 227L213 228ZM60 227H62V228L60 229ZM58 229L61 230V231H59V232H61V237L57 233ZM205 231L209 232L208 226L205 229ZM26 232H25L26 233V239L27 238L30 239L31 234L28 231H26ZM112 233H113V235H112ZM114 233H115V235H114ZM152 236L154 237L153 241H151L152 239L150 238ZM204 236L206 237V240H207L208 233L204 234ZM39 238H40V236H39ZM111 238H113V239H111ZM31 244H32V242H30V244L27 246L28 247L27 252L29 253V251H30V253H29L30 256H32V254L35 253L32 256V258L36 264H41V263L42 264H55L56 262H57L56 264H64L62 261V255H61L63 253L61 251L55 252L54 249L53 250L50 249V251L52 250L53 253L55 252L54 254L51 253L53 255L50 256L51 254H50V252L48 253L47 250L45 251L47 253H44V251L42 250L43 249L42 246L40 248H38L39 250L37 249L36 251H34L30 247ZM206 244H207V241H204V242H202V245L194 247L193 249H191L190 250V256L193 257L197 254L199 255L200 251H202V248H204ZM147 248H149V250ZM58 250H60V249H58ZM197 251H199V252L196 253ZM58 253H59V255H58ZM135 254H136V256H135ZM57 256L58 257L60 256V257L57 258ZM142 256H143V258H142ZM138 261H140V262H138Z\"/></svg>","mask_w":264,"mask_h":264},{"label":"water","instance_id":"95a60500","mask_svg":"<svg viewBox=\"0 0 264 264\" xmlns=\"http://www.w3.org/2000/svg\"><path fill=\"white\" fill-rule=\"evenodd\" d=\"M113 5L117 10V12L119 13L123 23L127 26L128 30L131 32L134 38V41L139 49L141 58L143 59L145 70L149 75L152 83L153 110L151 114V123H150V135H149V144H150V142L155 138L163 119L164 94H163V83H162L161 75L154 60L152 59L148 50L145 47L141 34L135 29L129 17V14L123 5L122 0H113ZM142 169L143 170L140 173H138L135 177H133V179L131 180L130 185H128L129 189L135 188L137 183L140 181L141 176L145 170V167H143ZM116 204L117 203L115 202L112 205L105 207L103 211H101L92 219V221L88 224L87 227L88 234H94L100 230L101 226L105 222V218L110 217V210L118 209ZM69 247L70 245H67L65 256L67 254Z\"/></svg>","mask_w":264,"mask_h":264},{"label":"crops","instance_id":"0c3cea01","mask_svg":"<svg viewBox=\"0 0 264 264\" xmlns=\"http://www.w3.org/2000/svg\"><path fill=\"white\" fill-rule=\"evenodd\" d=\"M15 70H17V69H15ZM19 88V87H18ZM17 91H18V89H17ZM3 97V96H2Z\"/></svg>","mask_w":264,"mask_h":264}]
</instances>
